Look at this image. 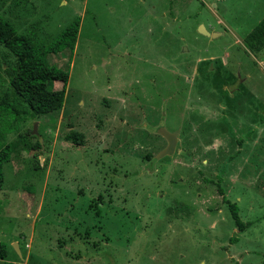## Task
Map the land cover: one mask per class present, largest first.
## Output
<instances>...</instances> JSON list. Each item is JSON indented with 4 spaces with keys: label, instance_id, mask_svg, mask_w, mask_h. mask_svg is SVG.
I'll return each mask as SVG.
<instances>
[{
    "label": "rangeland",
    "instance_id": "rangeland-1",
    "mask_svg": "<svg viewBox=\"0 0 264 264\" xmlns=\"http://www.w3.org/2000/svg\"><path fill=\"white\" fill-rule=\"evenodd\" d=\"M0 13L44 45L79 18L74 49L48 57L68 72L56 122L6 136L0 264H260L264 51L242 39L264 0H0ZM9 63L0 44L13 100ZM159 125L178 140L157 158Z\"/></svg>",
    "mask_w": 264,
    "mask_h": 264
},
{
    "label": "trees",
    "instance_id": "trees-1",
    "mask_svg": "<svg viewBox=\"0 0 264 264\" xmlns=\"http://www.w3.org/2000/svg\"><path fill=\"white\" fill-rule=\"evenodd\" d=\"M79 30V18L68 24L48 45L35 42L28 34L19 33L15 26L0 13V44L12 56L13 63L4 69L9 75V92L0 96V188L4 174L3 165L11 155L7 134L17 131L19 124L27 119H43L56 122L57 114L64 102L68 72L55 63L49 62V55L64 49L72 51ZM244 47L251 52L264 51V17L254 25L242 39ZM54 82H60L61 88H54ZM47 118V119H45ZM31 130L28 134H30ZM23 140L26 137L19 132ZM83 134L69 131L65 138L80 144ZM36 147H41L37 140ZM100 196L92 201L100 208ZM230 214L238 230H243L244 222L238 215L235 203L228 201ZM5 244L0 241V258L4 256ZM260 264H264V253Z\"/></svg>",
    "mask_w": 264,
    "mask_h": 264
},
{
    "label": "water",
    "instance_id": "water-1",
    "mask_svg": "<svg viewBox=\"0 0 264 264\" xmlns=\"http://www.w3.org/2000/svg\"><path fill=\"white\" fill-rule=\"evenodd\" d=\"M200 27H202L203 30H201ZM200 27L199 31H201V33L209 34L208 31H206V29H204L202 25H200ZM156 132L162 135L167 141L166 146L162 149L159 155H157V158L172 153L177 143V132L168 131L163 125H159L156 129ZM13 245L15 249L19 251L18 244L14 242Z\"/></svg>",
    "mask_w": 264,
    "mask_h": 264
},
{
    "label": "flooded vegetation",
    "instance_id": "flooded-vegetation-1",
    "mask_svg": "<svg viewBox=\"0 0 264 264\" xmlns=\"http://www.w3.org/2000/svg\"><path fill=\"white\" fill-rule=\"evenodd\" d=\"M177 140H178V135H177ZM177 144V143H176ZM176 147V146H175Z\"/></svg>",
    "mask_w": 264,
    "mask_h": 264
},
{
    "label": "bare ground",
    "instance_id": "bare-ground-1",
    "mask_svg": "<svg viewBox=\"0 0 264 264\" xmlns=\"http://www.w3.org/2000/svg\"><path fill=\"white\" fill-rule=\"evenodd\" d=\"M201 30H203V28H201Z\"/></svg>",
    "mask_w": 264,
    "mask_h": 264
}]
</instances>
